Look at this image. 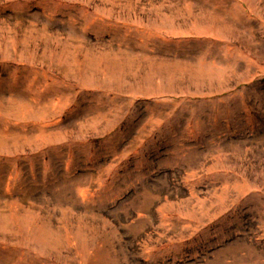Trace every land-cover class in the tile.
Masks as SVG:
<instances>
[{
  "label": "rangeland",
  "instance_id": "374dc122",
  "mask_svg": "<svg viewBox=\"0 0 264 264\" xmlns=\"http://www.w3.org/2000/svg\"><path fill=\"white\" fill-rule=\"evenodd\" d=\"M0 264H264V0H0Z\"/></svg>",
  "mask_w": 264,
  "mask_h": 264
}]
</instances>
